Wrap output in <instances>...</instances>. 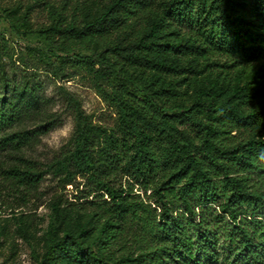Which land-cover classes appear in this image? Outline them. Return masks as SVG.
<instances>
[{
  "label": "trees",
  "instance_id": "16d2710c",
  "mask_svg": "<svg viewBox=\"0 0 264 264\" xmlns=\"http://www.w3.org/2000/svg\"><path fill=\"white\" fill-rule=\"evenodd\" d=\"M2 2L17 36L40 39L29 56L87 77L117 123L61 84L73 142L40 160L62 113L0 32V197L24 201L47 174L98 192L55 195L44 228L11 206L0 238L14 225L36 264H264V0Z\"/></svg>",
  "mask_w": 264,
  "mask_h": 264
},
{
  "label": "rangeland",
  "instance_id": "374dc122",
  "mask_svg": "<svg viewBox=\"0 0 264 264\" xmlns=\"http://www.w3.org/2000/svg\"><path fill=\"white\" fill-rule=\"evenodd\" d=\"M10 1L3 0L2 4ZM12 1L27 4L33 0ZM57 1L59 2L60 0ZM32 20L35 25L49 22L47 12L39 6L35 7L32 11ZM0 32L5 35L11 44L16 62L17 76L19 77L23 68L34 66L33 68H36L40 78L43 80L44 94L53 98L55 102L54 108L60 110L62 113V123L45 134L42 137V141L36 147L35 154L40 160L48 161L59 156L62 152L69 149L73 142L75 129L74 118L72 113L65 109L64 97L59 88L61 84H64L82 99L84 109L93 116L95 121L108 127L116 126L117 117L114 108L97 92L87 77L78 73L67 79H57L48 74L41 63L29 56L28 46L42 45L38 37L33 35L17 36L11 30L8 20L1 15ZM118 181H120V178H118ZM258 184L264 187V182ZM88 190L83 185L77 189L72 184L67 185L66 189H63L57 178L51 174H47L38 189L35 192L33 191L27 194L24 201L11 194L6 195V193L0 197V222H4V217L10 216L11 206H16L18 203H21L22 206L15 208L16 212H24L31 215V219H34L35 225L44 228L47 223L48 203L55 195L63 193L78 203L90 204L91 200L94 199V194L98 192H94L89 197L81 198L80 196L86 194ZM134 192L140 193L144 199H148L152 194V190H148L145 193L140 184H135ZM0 264H36L30 246L23 238L16 235L14 225L12 224L9 225L7 233L0 238Z\"/></svg>",
  "mask_w": 264,
  "mask_h": 264
}]
</instances>
